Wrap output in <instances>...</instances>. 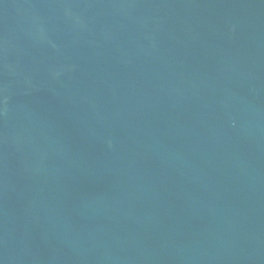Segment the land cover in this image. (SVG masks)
I'll return each mask as SVG.
<instances>
[{"label": "water", "instance_id": "95a60500", "mask_svg": "<svg viewBox=\"0 0 264 264\" xmlns=\"http://www.w3.org/2000/svg\"><path fill=\"white\" fill-rule=\"evenodd\" d=\"M0 264H264V0H0Z\"/></svg>", "mask_w": 264, "mask_h": 264}]
</instances>
